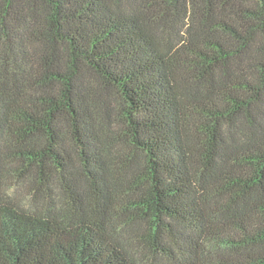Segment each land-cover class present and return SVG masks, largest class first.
<instances>
[{"label":"trees","instance_id":"trees-1","mask_svg":"<svg viewBox=\"0 0 264 264\" xmlns=\"http://www.w3.org/2000/svg\"><path fill=\"white\" fill-rule=\"evenodd\" d=\"M0 264H264V0H0Z\"/></svg>","mask_w":264,"mask_h":264}]
</instances>
